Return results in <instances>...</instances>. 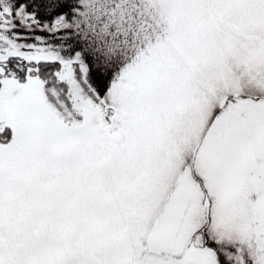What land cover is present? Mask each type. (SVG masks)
Instances as JSON below:
<instances>
[{
    "label": "snow or ice",
    "instance_id": "obj_1",
    "mask_svg": "<svg viewBox=\"0 0 264 264\" xmlns=\"http://www.w3.org/2000/svg\"><path fill=\"white\" fill-rule=\"evenodd\" d=\"M0 264H264V0H0Z\"/></svg>",
    "mask_w": 264,
    "mask_h": 264
}]
</instances>
